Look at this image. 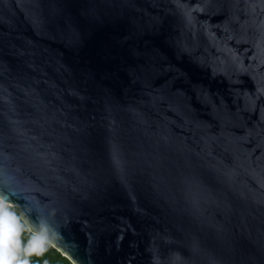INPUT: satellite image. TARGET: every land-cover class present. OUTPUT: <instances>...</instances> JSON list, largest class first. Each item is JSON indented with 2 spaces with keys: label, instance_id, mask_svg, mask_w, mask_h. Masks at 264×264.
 <instances>
[{
  "label": "water",
  "instance_id": "1",
  "mask_svg": "<svg viewBox=\"0 0 264 264\" xmlns=\"http://www.w3.org/2000/svg\"><path fill=\"white\" fill-rule=\"evenodd\" d=\"M0 191L75 264H264V0H0Z\"/></svg>",
  "mask_w": 264,
  "mask_h": 264
},
{
  "label": "clouds",
  "instance_id": "2",
  "mask_svg": "<svg viewBox=\"0 0 264 264\" xmlns=\"http://www.w3.org/2000/svg\"><path fill=\"white\" fill-rule=\"evenodd\" d=\"M54 238L47 221L34 226L10 192L0 191V264H37L33 257L42 255Z\"/></svg>",
  "mask_w": 264,
  "mask_h": 264
},
{
  "label": "trees",
  "instance_id": "3",
  "mask_svg": "<svg viewBox=\"0 0 264 264\" xmlns=\"http://www.w3.org/2000/svg\"><path fill=\"white\" fill-rule=\"evenodd\" d=\"M33 260L37 264H75L68 256L51 244L42 255L34 256Z\"/></svg>",
  "mask_w": 264,
  "mask_h": 264
}]
</instances>
